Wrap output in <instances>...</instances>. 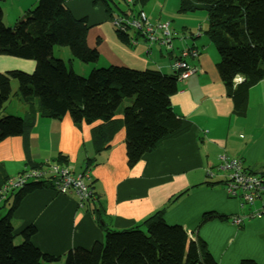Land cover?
I'll use <instances>...</instances> for the list:
<instances>
[{"label": "crops", "instance_id": "1", "mask_svg": "<svg viewBox=\"0 0 264 264\" xmlns=\"http://www.w3.org/2000/svg\"><path fill=\"white\" fill-rule=\"evenodd\" d=\"M13 2L22 12L36 0ZM167 2L163 0L158 11L155 7L145 9L141 2L125 10L128 12L131 6L143 10L150 21L169 22L172 29L184 35L182 40L176 39L175 52L190 45L199 51L196 58L187 59L194 71L185 78L177 74V90L169 95L182 129L161 139L132 165L127 163L121 110L115 113L111 133L108 125L100 126L99 119L76 124L68 113L46 115L35 99L18 96L17 109L22 114L17 116L23 119L24 128L20 135L0 139V186L24 168L57 162L58 155H63L59 163L74 173H84L92 192L91 198L80 204L72 192L37 188L23 195L13 211L15 242L21 241L20 231L25 226L33 225L31 243L58 256L57 264H62L69 249H89L95 242H102L106 229L144 228L143 221L158 210L167 224L183 228L188 241H204L216 264H240L245 259L264 264V213L244 217L238 226L231 222L233 216L264 210V190L252 204L241 205L225 192L227 171L217 168L219 156L225 155L239 159L245 171L260 173L264 179V82L249 88L245 107L237 113L216 68L217 51L203 33L205 26L194 17L197 11L177 12L172 19L166 11ZM65 5L74 18L86 19V44L97 50L98 66L173 73V57L162 45L152 43L147 49L142 37H137L134 44L120 39L107 9L111 8L112 14L117 12L107 0H65ZM34 67L32 59L0 54L1 72H31ZM241 80L236 76L233 81ZM7 102L9 99L0 116L13 113L6 111ZM207 169L212 176L206 174ZM7 209L8 203L0 197V216Z\"/></svg>", "mask_w": 264, "mask_h": 264}, {"label": "trees", "instance_id": "2", "mask_svg": "<svg viewBox=\"0 0 264 264\" xmlns=\"http://www.w3.org/2000/svg\"><path fill=\"white\" fill-rule=\"evenodd\" d=\"M136 2L142 0H133L132 5ZM107 10L112 17L114 11ZM201 10L205 11L207 22L203 33L219 57L218 74L236 112L241 113L249 88L264 82V0H179V13ZM133 11L136 10L130 6L128 12ZM128 12L124 9L116 14ZM113 28L122 41L129 40L127 32ZM87 30L86 19L74 18L65 0H36L11 28L3 25L0 5V54L35 61L31 72L0 71V111L11 96L10 80L14 78L18 83L16 95L25 100L35 99L46 115L60 117L68 113L76 124L99 119L100 126L108 125L112 133L115 113L126 99L128 103L121 112L127 163L132 165L161 139L182 129V121L169 103V95L177 90L176 75L180 69L173 68L168 75L154 69L110 65L94 67L86 76L77 74L62 58L53 55V48L65 46L73 58L95 63L98 52L86 44ZM167 53L172 55V61L180 58L178 50ZM236 76L242 79L238 83L233 81ZM23 128L21 117L0 116V139L20 135ZM64 158L58 155L55 163ZM47 186L50 187L40 180L29 181L3 197L8 209L0 216V264H57L58 256L31 243L33 225L25 226L20 231L21 241L14 243L13 211L23 195ZM143 225L144 228L135 226L118 231L106 229L102 242H95L89 249H69L62 264H216L204 241H188L183 228L167 224L160 210L147 217ZM240 264L258 263L245 259Z\"/></svg>", "mask_w": 264, "mask_h": 264}, {"label": "built area", "instance_id": "3", "mask_svg": "<svg viewBox=\"0 0 264 264\" xmlns=\"http://www.w3.org/2000/svg\"><path fill=\"white\" fill-rule=\"evenodd\" d=\"M133 0H125L126 6L131 5ZM113 27L131 31L129 36L131 43H136L137 37H142L147 49L152 43L162 45L166 52L174 50L173 39L182 40L184 35L170 27L167 21H150L146 13L137 9L127 15L114 14L110 17ZM180 58L172 61V67L180 69L178 78H185L194 71V67L185 62V58L195 57L198 54L196 48H186L178 50ZM239 159L229 158L225 155L219 156L218 169L227 171L224 180L225 192L229 197L237 198L240 204H252L264 190L263 176L247 172L243 169ZM206 174L211 176V170L207 169ZM84 173H74L67 166L59 163H44L24 168L14 176L8 177L0 186V197H5L10 191L21 188L25 183L34 180L43 181L58 193H74L77 195L80 204L88 201L92 192L90 186L84 180ZM264 213V210H251L246 216H233L231 222L240 225L244 217H254Z\"/></svg>", "mask_w": 264, "mask_h": 264}, {"label": "rangeland", "instance_id": "4", "mask_svg": "<svg viewBox=\"0 0 264 264\" xmlns=\"http://www.w3.org/2000/svg\"><path fill=\"white\" fill-rule=\"evenodd\" d=\"M13 1H15V0H4V1H2L0 3L2 12H4L3 22H4L5 25L8 24L10 27H12L14 25V23L16 22L15 20L18 17H20L23 14H25L26 12H28V10L31 9L34 6L33 5L31 7H24L23 11L21 12L19 7L15 8V5L13 4L14 3ZM23 1H25V0H23ZM107 2L109 4V6H111L117 13L119 12V10H124L125 7H126L125 0H113V3H112V1L107 0ZM161 2H163V0H142V3L144 5L145 9H148V10L150 8H152V7H155L156 10H157L158 7H159V4ZM178 2H179V0H168V2H167L166 11H168V15L172 19L175 17V14H177L176 9H177ZM114 4H116V6H113ZM179 15H181V14H179ZM194 15H195L194 17H198V23L200 24V26H202V27L205 26V28H206L207 22H206V19H205V15H206L205 11H203V10L197 11V12H195ZM2 17H3V13H2ZM166 18H169V17H166ZM176 39L178 40V38H176ZM176 39H173V43L177 42ZM174 46H175V44H174ZM53 55L55 57L62 58V60L65 62V64L71 66L72 70L75 73L83 75V76H86L89 73V71L92 69L93 66L94 67L98 66V64H96L94 62L85 63V62H82V61L78 60L77 58H73L71 56L68 48L65 47V46H60V45L54 46ZM69 59H71L70 62H68ZM100 63H102V62H100ZM87 67H88L89 70L87 69ZM99 67L100 66H98L97 68H99ZM10 86H11V96L9 98V102H7V104H6L5 109H6L7 112H13V113H10V114L17 116V114H22L20 109H19V111L17 109V106L20 105L19 104V100H18L19 99L18 98V94L15 95L17 93V87H18L17 80L14 79V78H11ZM126 103H128V101L125 99L123 101V103L121 104V106L119 107L118 111L121 110L122 106L124 104H126ZM18 112H20V113H18ZM14 243H17V242H15V240H14ZM65 255H66V253L63 255V257Z\"/></svg>", "mask_w": 264, "mask_h": 264}, {"label": "bare ground", "instance_id": "5", "mask_svg": "<svg viewBox=\"0 0 264 264\" xmlns=\"http://www.w3.org/2000/svg\"><path fill=\"white\" fill-rule=\"evenodd\" d=\"M212 176V175H211Z\"/></svg>", "mask_w": 264, "mask_h": 264}]
</instances>
